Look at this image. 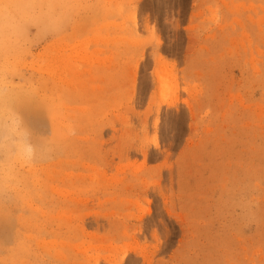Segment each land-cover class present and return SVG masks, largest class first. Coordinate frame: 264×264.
Returning a JSON list of instances; mask_svg holds the SVG:
<instances>
[{"label": "rangeland", "instance_id": "374dc122", "mask_svg": "<svg viewBox=\"0 0 264 264\" xmlns=\"http://www.w3.org/2000/svg\"><path fill=\"white\" fill-rule=\"evenodd\" d=\"M0 78V264H264V0H0Z\"/></svg>", "mask_w": 264, "mask_h": 264}, {"label": "bare ground", "instance_id": "6f19581e", "mask_svg": "<svg viewBox=\"0 0 264 264\" xmlns=\"http://www.w3.org/2000/svg\"><path fill=\"white\" fill-rule=\"evenodd\" d=\"M6 76V75H5ZM4 81H5V79H4ZM6 82H8V81H6ZM5 82H3V80L0 78V84L1 85H3ZM1 87V86H0ZM0 89H2V88H0ZM12 95V94H11ZM3 101H5V96H3L2 98H1ZM175 103H171V104H169L170 106H173Z\"/></svg>", "mask_w": 264, "mask_h": 264}]
</instances>
